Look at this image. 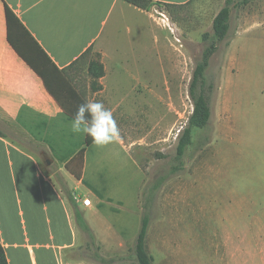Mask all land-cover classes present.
<instances>
[{
  "label": "crops",
  "instance_id": "0c3cea01",
  "mask_svg": "<svg viewBox=\"0 0 264 264\" xmlns=\"http://www.w3.org/2000/svg\"><path fill=\"white\" fill-rule=\"evenodd\" d=\"M148 1L182 5L190 0ZM127 6L145 12L126 0H0V242L9 264H101L94 258L96 252L108 260L123 258L115 253L123 254L136 244L146 183L132 145L120 138L117 143L98 147L91 138L88 141L87 136L74 134L70 128L77 106L85 99L102 101L114 117L122 108L120 102L126 98L106 91L110 60L114 61L110 53L113 42L106 40V34L109 26L112 29L116 25L113 13ZM7 8L56 69L71 75L67 81L72 90L61 93L60 102L10 44ZM115 50L119 51L117 45ZM91 52L99 54L100 59L90 57L87 61ZM92 61H99L105 68V76L96 85L88 71ZM244 65L245 62L224 64L221 121L215 128V141L209 145L212 156L185 175L184 188L179 189L177 198L183 192L189 202V179L203 171V166L205 174L214 167L211 163L229 115L227 95ZM232 68L239 69V73L234 75ZM246 68L249 71L250 64ZM46 162L51 165L46 167ZM129 166L133 173L141 175L133 198L127 194V181L121 184ZM63 186L73 193L97 248L90 249L89 236L78 226ZM86 199L91 201L90 206L84 205ZM248 203L247 210L240 212H245L249 222L245 233L224 229L225 219H220L221 231L213 232L216 251L212 257L218 264L240 260L264 264V208ZM132 208L137 212L134 227L125 217ZM172 213L169 212L170 220ZM237 213L238 216L239 210ZM148 238L149 230V252ZM170 244L173 249L171 238ZM172 252L169 264L174 258ZM150 255L155 264V257Z\"/></svg>",
  "mask_w": 264,
  "mask_h": 264
},
{
  "label": "rangeland",
  "instance_id": "374dc122",
  "mask_svg": "<svg viewBox=\"0 0 264 264\" xmlns=\"http://www.w3.org/2000/svg\"><path fill=\"white\" fill-rule=\"evenodd\" d=\"M225 2L190 0L182 5L151 2L144 13L127 6L113 13L116 25L107 29L106 40L113 42L110 53L114 61L110 60L106 91L126 98L120 102L122 108L114 118L121 129L122 141L132 145L133 155L144 171L142 215L147 188L159 182L150 209L148 238L155 264H169L171 250L174 253L171 264H218L212 257L216 251L213 232L221 231L220 219L226 220L224 229L245 233L249 222L245 212H240L247 210L248 201L264 208V0H252L233 9L228 38L219 44L208 70L216 86L211 125L208 129H193L183 168L173 170L179 135L194 109L189 86L208 45L203 37L213 34V20ZM116 45L119 51L115 50ZM90 57L100 59L97 53L91 52L86 60ZM240 62L246 65L227 95L229 115L211 163L214 167H209L205 174L203 166V171L189 179L187 191L192 196L189 202L186 193L177 198L179 189L184 188L185 175L212 156L209 145L215 141V128L221 121V72L225 63L234 66ZM232 71L234 75L239 73V69ZM64 78L72 77L65 72ZM132 173L133 167L129 166L121 182L127 181L130 198L141 184V175ZM136 214L132 208L125 216L133 227ZM133 248L129 246L123 254L115 253L124 260L113 264H135ZM235 264L262 262L240 260Z\"/></svg>",
  "mask_w": 264,
  "mask_h": 264
},
{
  "label": "trees",
  "instance_id": "16d2710c",
  "mask_svg": "<svg viewBox=\"0 0 264 264\" xmlns=\"http://www.w3.org/2000/svg\"><path fill=\"white\" fill-rule=\"evenodd\" d=\"M130 4L146 10L149 8L150 1L148 0H126ZM252 0H226L225 6L219 11L213 20V34L210 36L205 34L203 40L208 43L205 47L201 60L197 63L193 72V77L189 86V95L193 102V113L188 120L187 126L179 135L177 153L175 157L176 165L173 167L175 172L182 170L183 158L186 150L192 144L193 129H208L212 122L213 110L212 101L216 92L215 83L210 80L208 70L210 61L217 53L219 44L224 42L230 32V21L233 9L247 5ZM7 23H8V39L16 52L29 64V66L43 79L49 92L60 102L61 93H66L72 90L67 80L64 78V73L59 72L54 64L51 63L46 53L31 37L16 15L7 8ZM89 75L94 81H98L105 76V68L99 61H92L89 65ZM64 82L61 84V82ZM68 84V87H66ZM90 141V137H88ZM209 141V139L207 140ZM60 183L61 179L57 176ZM159 182L152 187L147 188L145 194L144 215L142 216L141 229L137 236L136 244L133 248V256L136 260L135 264H154L153 257L147 249V234L151 222L150 209L154 202V192L159 191ZM69 202L74 207L77 224L89 236V247L92 250L97 248L94 243V236L86 221L78 211L76 200L66 187L63 186ZM147 195V197H146ZM149 209V210H148ZM94 258L101 264H113L116 261H121L123 258L105 259L96 252ZM0 264H9L5 250L0 242Z\"/></svg>",
  "mask_w": 264,
  "mask_h": 264
},
{
  "label": "clouds",
  "instance_id": "9594fccd",
  "mask_svg": "<svg viewBox=\"0 0 264 264\" xmlns=\"http://www.w3.org/2000/svg\"><path fill=\"white\" fill-rule=\"evenodd\" d=\"M70 128L74 134L90 137L98 147L112 145L121 138V129L112 111L99 100L81 102L71 119Z\"/></svg>",
  "mask_w": 264,
  "mask_h": 264
},
{
  "label": "built area",
  "instance_id": "2783aa9c",
  "mask_svg": "<svg viewBox=\"0 0 264 264\" xmlns=\"http://www.w3.org/2000/svg\"><path fill=\"white\" fill-rule=\"evenodd\" d=\"M83 203H84L85 206H90L91 205V201L89 199L84 200Z\"/></svg>",
  "mask_w": 264,
  "mask_h": 264
},
{
  "label": "water",
  "instance_id": "95a60500",
  "mask_svg": "<svg viewBox=\"0 0 264 264\" xmlns=\"http://www.w3.org/2000/svg\"><path fill=\"white\" fill-rule=\"evenodd\" d=\"M50 165H51V162H46V163H45V166H46V167H49Z\"/></svg>",
  "mask_w": 264,
  "mask_h": 264
}]
</instances>
